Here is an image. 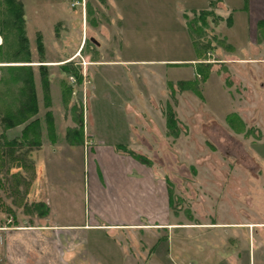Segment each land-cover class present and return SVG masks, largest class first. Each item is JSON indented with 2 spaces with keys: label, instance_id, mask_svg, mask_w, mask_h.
<instances>
[{
  "label": "rangeland",
  "instance_id": "374dc122",
  "mask_svg": "<svg viewBox=\"0 0 264 264\" xmlns=\"http://www.w3.org/2000/svg\"><path fill=\"white\" fill-rule=\"evenodd\" d=\"M20 1L29 53L14 54L16 30L5 20L10 31L6 41L0 34L1 59L31 64L38 111L30 120H41L40 139L47 125L50 134L48 111L58 130L80 124L83 111L86 125L121 127L126 100L128 109L147 110L159 143L149 156L172 178L180 218L228 222L188 234L178 229L175 247L165 240L162 252L176 248L188 255L197 251L195 242L215 238L228 240L222 251L241 247L248 264L258 227L249 232L233 222L264 217V0L260 11L255 6V20L248 5L239 4L243 0ZM14 74L19 72L0 65V206L5 219L31 223L41 209L28 200L36 178L31 155L40 145L27 144L26 123L8 135L13 127L1 121L21 84ZM189 81L197 83L190 87ZM12 139L20 143L13 149L6 143ZM66 184L77 196L76 182ZM107 237H100L102 245Z\"/></svg>",
  "mask_w": 264,
  "mask_h": 264
},
{
  "label": "crops",
  "instance_id": "0c3cea01",
  "mask_svg": "<svg viewBox=\"0 0 264 264\" xmlns=\"http://www.w3.org/2000/svg\"><path fill=\"white\" fill-rule=\"evenodd\" d=\"M225 2L234 5L232 0ZM242 3L248 5L249 17L255 20V6H261L260 0ZM10 64L0 62L1 66ZM128 108L126 100L127 115H123L121 127H96L95 122L86 125L84 111L78 125L72 123L57 130L53 121L50 137L48 125L45 127L40 147L31 155L36 178L28 200L43 203L46 213H35L31 223H23L5 219L0 206V264H247L241 247L236 244L222 251L228 240L215 238L202 244L195 242L197 251L188 255L176 248V253L162 252L165 240L172 249L175 247L172 239L178 229L188 234L196 227L228 222L180 218L172 201V178L149 156L148 150L159 144L157 131L147 120L151 115L142 107ZM51 116L54 119L53 113ZM71 181L76 182L77 196L66 184ZM233 224L249 232L258 227L255 252L248 264H264V217ZM102 235L108 236L104 245L100 243ZM116 252L121 254L119 261Z\"/></svg>",
  "mask_w": 264,
  "mask_h": 264
},
{
  "label": "trees",
  "instance_id": "16d2710c",
  "mask_svg": "<svg viewBox=\"0 0 264 264\" xmlns=\"http://www.w3.org/2000/svg\"><path fill=\"white\" fill-rule=\"evenodd\" d=\"M0 12L3 13L4 15V18L0 19V34L3 36L4 41L7 40L8 37L7 33L8 31H10L9 28L5 29L4 27L7 24L5 20H7L10 23L8 24L9 27L16 30L14 31V33L17 36V48L16 50L14 49V51H16L14 54L18 55L26 52L29 53L28 39L25 35V30H24L25 13L23 11L22 2L20 0H0ZM204 13L207 14L208 12L204 11ZM259 25H260V29H262L264 27V20L260 21ZM38 38H39L38 47L39 49H43L41 36H39ZM4 41L2 43H4ZM2 43L0 44V62H18L13 59H7V60L1 59ZM28 58L29 56H27V58L23 61L29 63L30 60H28ZM198 65H203V64L199 63ZM4 66L8 67L11 70H15L19 72V75L14 74V76L15 79L19 78L21 84L20 87L18 88L19 90L17 91V93L16 94L12 93V97L9 100L8 106L5 110L4 115L1 118V121L4 122L5 126L7 127H13L17 124L26 123L24 130L28 134L26 138L27 144L29 146L30 145L39 146L41 144L40 141L41 139L39 136L40 134L39 127L41 126V120L37 118L30 120L38 111L35 83H34L33 73L30 68V64H10ZM45 66L46 64H41V68H45ZM80 76L82 77V75ZM11 82H13L12 85L17 83V81H11ZM42 83L44 84V86H48V78L47 77L43 78ZM196 83H197L196 81H189L186 84L187 86L193 87L195 86ZM5 94H7V92ZM0 100L3 101L2 94H0ZM49 115H51V113L47 112L46 116L50 118L49 128H52L53 118L52 116ZM171 117H173V115ZM173 122H174V118H173ZM33 129L34 130L38 129V130L35 133V137L31 138L30 134L32 133L31 131ZM6 143H9L12 149L14 148L15 145L20 144L16 139L9 140ZM137 157L143 161L144 160L147 161V158L142 155H137ZM35 205L41 208L40 213L42 214L46 213V209H44L45 206L43 205V203H36Z\"/></svg>",
  "mask_w": 264,
  "mask_h": 264
},
{
  "label": "bare ground",
  "instance_id": "6f19581e",
  "mask_svg": "<svg viewBox=\"0 0 264 264\" xmlns=\"http://www.w3.org/2000/svg\"><path fill=\"white\" fill-rule=\"evenodd\" d=\"M0 42H1V38H0Z\"/></svg>",
  "mask_w": 264,
  "mask_h": 264
},
{
  "label": "water",
  "instance_id": "95a60500",
  "mask_svg": "<svg viewBox=\"0 0 264 264\" xmlns=\"http://www.w3.org/2000/svg\"><path fill=\"white\" fill-rule=\"evenodd\" d=\"M93 40H95V39H93Z\"/></svg>",
  "mask_w": 264,
  "mask_h": 264
},
{
  "label": "built area",
  "instance_id": "2783aa9c",
  "mask_svg": "<svg viewBox=\"0 0 264 264\" xmlns=\"http://www.w3.org/2000/svg\"><path fill=\"white\" fill-rule=\"evenodd\" d=\"M73 78V77H72Z\"/></svg>",
  "mask_w": 264,
  "mask_h": 264
}]
</instances>
